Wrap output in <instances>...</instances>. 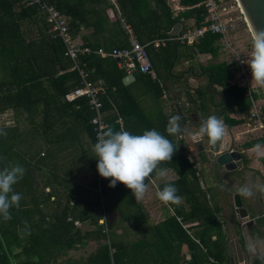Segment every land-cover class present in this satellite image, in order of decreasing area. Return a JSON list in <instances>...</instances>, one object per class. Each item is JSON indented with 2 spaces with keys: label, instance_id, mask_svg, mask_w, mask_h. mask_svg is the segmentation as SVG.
<instances>
[{
  "label": "trees",
  "instance_id": "16d2710c",
  "mask_svg": "<svg viewBox=\"0 0 264 264\" xmlns=\"http://www.w3.org/2000/svg\"><path fill=\"white\" fill-rule=\"evenodd\" d=\"M72 1L40 0L70 17L66 24L68 33L75 7ZM201 1L179 0L185 10L178 18H192L195 28L203 25ZM114 3L119 18L140 44L166 37L177 21L165 0H114ZM38 9L31 0H0V264H226L224 238L215 219L218 211L209 206L205 193L198 187L182 140L176 148L166 118L160 115L155 123L139 107L137 94L151 96L154 101L159 99L162 91L158 84L147 75L133 73L134 81L124 85L121 79L126 73L117 67L115 59L91 53L80 56L77 64L90 72L89 80H101L106 85V96L101 97V102L108 140L112 146L119 145L130 160L135 158L145 165L149 176L159 164L170 168L176 179L160 185L159 189L170 204L174 197L181 198L186 205V216L197 220L193 239L186 236L174 217H166L156 225L147 224L137 202L147 179L138 165L112 183L99 180L92 149L95 138L89 122L92 114L84 98L71 102L64 99L79 85V78L70 60L63 56L62 42L52 38L44 14ZM103 21L105 17L96 16L97 27ZM117 25H121L118 18L113 22V26ZM218 38L204 34L194 45V52L215 58ZM176 46L169 42L164 48L152 49V64L159 63L155 57L158 55L159 59L160 53L165 57L161 56V67L169 72L176 61ZM146 50L149 53V46ZM231 67L220 61L200 70H188L194 77L208 78V88L198 90V96L212 90V94L228 98L227 104L222 105V114L229 109L247 114L250 104L244 98L245 89L230 84ZM185 96L193 104L187 93ZM115 113L122 120V131L115 123ZM185 113H190L189 106ZM8 117L12 119L10 124L18 128L8 124ZM223 117L228 125L233 122L226 115ZM39 128L47 146L64 149L59 146L70 137L79 143L77 152L84 155L89 167V191H51L54 197L49 203L50 193H36L31 183V168L26 176L19 173L11 177L1 154L22 144L24 149H35L33 135ZM200 161L206 163L207 159L201 155ZM181 210L175 209V216H180V222L184 223L187 219ZM114 211L116 218L107 219ZM258 222L264 226V218ZM83 223L92 229H79ZM89 243L93 244L90 248Z\"/></svg>",
  "mask_w": 264,
  "mask_h": 264
},
{
  "label": "crops",
  "instance_id": "0c3cea01",
  "mask_svg": "<svg viewBox=\"0 0 264 264\" xmlns=\"http://www.w3.org/2000/svg\"><path fill=\"white\" fill-rule=\"evenodd\" d=\"M165 3L172 16L177 18V21L168 30L167 35L174 36L180 30L195 28L192 18H178V15L185 10L179 5V0H165ZM72 4L75 7L69 36L74 45L85 47L89 50L96 49L95 51L91 50L92 52L102 51L106 53L111 49L126 47L124 45H128L131 40H136L130 28L119 18V11L114 0H81L80 3L73 0ZM107 6L112 7V9ZM60 15L68 24L70 17ZM99 15L105 17L106 21H103L97 27L95 18ZM116 18L120 21V26H113ZM239 25L243 35L241 37L242 41H236V43L239 48L248 49L253 45L252 37L245 25L242 23ZM169 42L172 41L166 43ZM166 43L157 48L150 46L149 43L142 44L146 45V48L149 46V53L148 50H146V53L154 73V80L162 93L157 101H154L151 96L140 97L137 94L139 107L143 110V114L155 123H157L160 115L166 118V123L170 127L172 134L171 142L176 148L179 141L182 140V146L186 151V160L190 158L192 161V168L198 181V187L205 193L209 206L215 207L218 211L215 214V219L221 228L224 238L227 255L226 264H251L252 260H255L256 264H261L260 261L264 258V230L254 227L252 231H248L247 236L245 235L243 221L238 218L236 209L232 204V193L239 195L241 206L244 209L249 208L254 212L260 211L256 219L264 218V65L261 61L257 64L261 75L253 82L251 102L245 97L244 93V98L250 104L249 110L254 107L260 114L262 128H258L255 123L247 121L248 112L247 114L234 113L229 109V112H223L224 114H222V105L227 104L228 98L221 97L216 93L212 94V90L204 93L202 97L196 93L200 89L206 91L208 78L206 75L194 77L188 69L198 68L200 70L201 67L205 68L220 61L230 66L232 64L229 63V57L223 56L217 50V56L212 58L208 54L195 53L194 45H179L172 42L177 45L174 48L176 61L168 72L160 64L165 58L162 54L159 53V59L158 55L155 57V60L157 59L159 63L155 61V64H152L150 59V56L154 58V50L160 47L164 48ZM233 70L234 68L231 67V74ZM133 81L134 79L129 84ZM232 82L233 75L230 84L234 85ZM103 85L106 96V85L104 83ZM214 88L216 91H220V88L216 86ZM186 93L193 99V104L187 101ZM105 96H100V101L101 97ZM175 105L178 106L185 121L184 126L175 112ZM187 106L190 107L189 114L185 113ZM115 115L118 116L116 113ZM192 115H195L200 120L217 119L219 124L225 126L226 129H223L224 148L230 145L231 150L239 152L241 161L239 168L231 172H226L217 166L212 169L209 166L206 149L204 154H195L198 160L195 155H192L187 150L183 135L187 129H191L194 126ZM223 115H226L227 119L233 122L228 125L223 120ZM11 120V118H8V124L16 128L17 126L10 124ZM120 130L122 131V129ZM122 133L124 135V132ZM79 138L83 142L86 141L84 135H80ZM251 143L253 145L249 148L244 147V145ZM24 146L22 144L16 148L4 149V153L1 154L8 171L11 172V177L19 173H24L26 176L28 168H31L32 174L30 178L36 193H40V191H42V194L50 193L51 191L56 193H62L63 191L76 193V191L87 192L90 190L88 184L89 167L83 157L84 155L81 156L77 152L79 143L73 137L72 139L71 137L67 139L64 145L59 146L64 147V149L47 146L41 137L39 128L33 135V147L35 149H24ZM92 149H94L96 154V146L92 147ZM201 155L207 159L206 163L200 161ZM101 160L102 164H100ZM96 162L98 178L107 184L112 183L118 177H125L135 165L139 164L135 158L130 160L121 151L119 145L112 146L111 143L105 155L98 158L96 154ZM143 176L147 179V183L139 194L137 202L142 209L147 224L156 225L166 217H174L181 225L186 236L193 239L192 234L196 231L197 220L186 216V205L181 198L174 197L171 200L172 204H170L163 199L162 192L159 189L160 185L171 183L176 179L174 173L163 163L154 168L153 175L149 176L147 171V174H143ZM50 194L49 203L53 201L54 197V194ZM40 208L43 207L40 205ZM175 209H182L180 212L186 216V222H180L181 217L175 216ZM109 217L116 218V212H112L106 218L108 219ZM103 219L100 221H103ZM86 224H79L78 227L81 226L83 231L91 230L92 227H87L89 224ZM194 241L196 242V240ZM185 255L188 258V255Z\"/></svg>",
  "mask_w": 264,
  "mask_h": 264
},
{
  "label": "built area",
  "instance_id": "2783aa9c",
  "mask_svg": "<svg viewBox=\"0 0 264 264\" xmlns=\"http://www.w3.org/2000/svg\"><path fill=\"white\" fill-rule=\"evenodd\" d=\"M113 1V0H112ZM37 4L39 11L44 14L52 38H58L63 46V56L70 60L72 69H75L79 78V85L64 96L67 102L78 98H84L88 110L91 111L90 125L95 138L96 154L100 158L107 153L110 141L106 136L108 124L104 121L102 103L100 96H105V88L101 80L94 82L88 79V71L80 68L77 60L80 56L91 53L100 57H110L117 61V66L125 71L126 74L140 73L149 76L154 80V73L151 69L150 61L146 53V45H142L136 40H131L129 44L121 49H112L109 53L102 51L92 52L85 47H79L71 42L66 22L64 18L53 8L45 6L40 0H31ZM204 11V24L198 28L180 30L174 36L155 39L149 43L152 47H159L168 41L179 45H195L206 33L217 35V47L219 53L229 57L232 64L233 84L245 89V97L251 102L253 82L260 77L257 64L262 60V55L257 44L253 41L252 47L239 48L235 36L239 24L246 26L244 18L238 7L236 0H202L199 4ZM235 35V36H234ZM247 121L253 122L258 128H262L261 117L254 107L248 111ZM115 123L122 129V120L116 116ZM190 163V158L187 159ZM142 173L147 174L145 165L139 163ZM102 221H99L101 223Z\"/></svg>",
  "mask_w": 264,
  "mask_h": 264
},
{
  "label": "water",
  "instance_id": "95a60500",
  "mask_svg": "<svg viewBox=\"0 0 264 264\" xmlns=\"http://www.w3.org/2000/svg\"><path fill=\"white\" fill-rule=\"evenodd\" d=\"M236 2L264 62V0H236ZM133 79L134 76L132 74H126L121 79V82L124 85H128ZM174 108L181 124L184 126L185 121L178 106L175 105ZM192 119L194 126L191 129H187L183 135L187 150L192 155H195L196 153L204 154L206 149L209 166L212 169L217 166L226 172H231L239 168L241 164L239 152L231 150L230 145L224 148L223 129H226L225 126L219 124L217 119L200 120L195 115H192ZM205 143L207 144L206 146ZM195 158L198 160L196 155ZM232 204L236 209L238 218L243 221V231L246 236L248 231H252L254 227L264 230V226L256 219L260 211L254 212L249 208L244 209L237 193H232ZM260 263L264 264V258L261 259ZM251 264H256L255 260H252Z\"/></svg>",
  "mask_w": 264,
  "mask_h": 264
},
{
  "label": "rangeland",
  "instance_id": "374dc122",
  "mask_svg": "<svg viewBox=\"0 0 264 264\" xmlns=\"http://www.w3.org/2000/svg\"><path fill=\"white\" fill-rule=\"evenodd\" d=\"M240 25H239V27H238V31H237V33H236V36H235V40L236 41H242V35H243V33H241V31H240ZM246 29V28H245ZM221 58L223 59V57L221 56ZM9 118V117H8ZM5 119H7V114H6V117H5ZM100 164H102V160H101V163ZM96 166H97V162H96ZM87 225V224H86ZM87 227H89V225L87 226ZM86 227V228H87ZM79 229H81V226L79 227ZM81 230H83V229H81ZM88 245H90L88 248H90V247H92L93 246V244L92 243H89Z\"/></svg>",
  "mask_w": 264,
  "mask_h": 264
}]
</instances>
